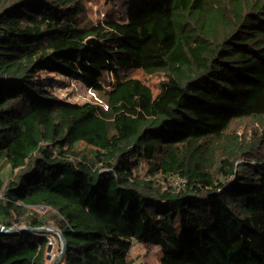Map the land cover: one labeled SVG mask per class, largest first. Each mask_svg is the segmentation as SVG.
Instances as JSON below:
<instances>
[{"label":"trees","instance_id":"trees-1","mask_svg":"<svg viewBox=\"0 0 264 264\" xmlns=\"http://www.w3.org/2000/svg\"><path fill=\"white\" fill-rule=\"evenodd\" d=\"M83 3L0 0V225L57 227V264H131L133 240L158 264H264V0H139L94 21ZM42 72L107 107L59 99ZM246 118L263 126L248 140L231 129ZM49 245L0 231V264H47Z\"/></svg>","mask_w":264,"mask_h":264},{"label":"rangeland","instance_id":"rangeland-1","mask_svg":"<svg viewBox=\"0 0 264 264\" xmlns=\"http://www.w3.org/2000/svg\"><path fill=\"white\" fill-rule=\"evenodd\" d=\"M84 10L82 17L85 20H97L102 18L115 17L119 19H126L129 11L137 5L139 0H83ZM127 73L131 76L140 78L143 82L148 84L153 92L159 90L160 81L165 77L162 73L145 74L139 69L127 70ZM40 77H44L49 80L50 92L61 100L69 101L73 103H83L91 100L86 88L77 79L69 78L63 74L57 72H42ZM262 129V121H258L254 118L241 119L234 122L231 129H234L240 136V139L249 138V134L252 129ZM264 155V149L260 153ZM241 162V160H238ZM255 165L264 167V162H252ZM140 174L145 171V164L140 163L138 167ZM172 186L178 187L179 181H172ZM35 208L36 211H42V208ZM55 227V226H52ZM50 249L47 251L49 258L46 259L47 264H51L59 253L60 240L57 235L50 233ZM161 249L158 246L144 244L133 240L132 246L128 252V260L131 264H158L161 257Z\"/></svg>","mask_w":264,"mask_h":264},{"label":"water","instance_id":"water-1","mask_svg":"<svg viewBox=\"0 0 264 264\" xmlns=\"http://www.w3.org/2000/svg\"><path fill=\"white\" fill-rule=\"evenodd\" d=\"M239 161H237L238 164ZM236 164V166H237ZM32 230V231H39V232H48L51 234H55L58 236L59 240H60V250L58 255L56 256V258L53 260V262L51 264H57V262L60 260V258L62 257V254L65 250V240L63 237L62 232L57 228V227H52V226H40V227H30V226H11V227H5V226H1L0 225V231L6 232V231H13V232H17V231H22V230ZM50 249V246L48 247V250ZM47 258H49V255H47Z\"/></svg>","mask_w":264,"mask_h":264},{"label":"built area","instance_id":"built-area-1","mask_svg":"<svg viewBox=\"0 0 264 264\" xmlns=\"http://www.w3.org/2000/svg\"><path fill=\"white\" fill-rule=\"evenodd\" d=\"M91 100L89 101H92V102H97L99 103L100 105L104 106V107H107V105L104 103V101L98 96V93L92 89L91 87H85Z\"/></svg>","mask_w":264,"mask_h":264}]
</instances>
